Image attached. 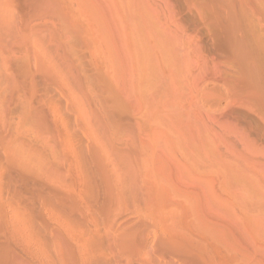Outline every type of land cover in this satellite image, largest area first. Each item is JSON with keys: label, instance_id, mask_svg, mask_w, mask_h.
Returning <instances> with one entry per match:
<instances>
[{"label": "rangeland", "instance_id": "1", "mask_svg": "<svg viewBox=\"0 0 264 264\" xmlns=\"http://www.w3.org/2000/svg\"><path fill=\"white\" fill-rule=\"evenodd\" d=\"M49 262L264 264V0H0V264Z\"/></svg>", "mask_w": 264, "mask_h": 264}, {"label": "bare ground", "instance_id": "2", "mask_svg": "<svg viewBox=\"0 0 264 264\" xmlns=\"http://www.w3.org/2000/svg\"><path fill=\"white\" fill-rule=\"evenodd\" d=\"M32 252H33V251H32ZM32 252H30V253H32ZM30 253H29V254H30ZM27 254H28V252H27ZM30 255H31V254H30ZM37 255H38V254H37ZM32 256H33V255H31V257H32ZM39 256L41 257L42 255L39 254ZM29 257H30V256H29ZM29 257H28V259H30ZM34 257H35V256H34ZM44 257H45V256H44ZM37 258H38V257H37ZM37 258H36V259H37ZM42 258H43V256L41 257V259H42ZM39 259H40V258H39ZM44 259H45V258H44ZM46 260H47V258H46ZM46 260H45V261H46ZM35 261H36V260H35ZM38 262H39V261H38ZM47 262H48V261H47ZM45 263H46V262H45ZM49 263H50V262H49ZM37 264H38V263H37ZM41 264H42V263H41ZM50 264H51V263H50Z\"/></svg>", "mask_w": 264, "mask_h": 264}]
</instances>
